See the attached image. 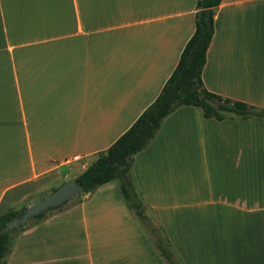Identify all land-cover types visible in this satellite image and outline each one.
<instances>
[{
    "label": "crops",
    "instance_id": "0c3cea01",
    "mask_svg": "<svg viewBox=\"0 0 264 264\" xmlns=\"http://www.w3.org/2000/svg\"><path fill=\"white\" fill-rule=\"evenodd\" d=\"M195 2L0 0V212L74 180L133 123L191 37ZM200 78L264 109V0H221ZM131 175L181 264H264V120L178 107ZM5 264L165 263L110 181L25 228Z\"/></svg>",
    "mask_w": 264,
    "mask_h": 264
},
{
    "label": "trees",
    "instance_id": "16d2710c",
    "mask_svg": "<svg viewBox=\"0 0 264 264\" xmlns=\"http://www.w3.org/2000/svg\"><path fill=\"white\" fill-rule=\"evenodd\" d=\"M220 2L221 0H196L193 33L158 95L133 123L107 149L97 153L95 159L73 180L82 190V194L90 193L107 182L116 181L125 207L165 264L180 262L137 190L131 175L133 157L150 144L163 119L181 106L197 107L202 111L204 118L217 121L225 118L264 120V109L210 93L201 82L205 53L213 34V16ZM54 189H51V192ZM75 198L80 199V195ZM67 203L33 217L25 226L0 235V264H5L13 241L20 232L44 220L53 212L60 211ZM24 209L0 212V230Z\"/></svg>",
    "mask_w": 264,
    "mask_h": 264
},
{
    "label": "water",
    "instance_id": "95a60500",
    "mask_svg": "<svg viewBox=\"0 0 264 264\" xmlns=\"http://www.w3.org/2000/svg\"><path fill=\"white\" fill-rule=\"evenodd\" d=\"M80 194H82V190L73 180L64 181L47 196L39 199L29 207H26L19 216L11 219L0 230V235L7 234L14 228L27 225L33 217L44 213L49 209L59 207Z\"/></svg>",
    "mask_w": 264,
    "mask_h": 264
},
{
    "label": "rangeland",
    "instance_id": "374dc122",
    "mask_svg": "<svg viewBox=\"0 0 264 264\" xmlns=\"http://www.w3.org/2000/svg\"><path fill=\"white\" fill-rule=\"evenodd\" d=\"M64 182V181H62ZM62 182H55L52 187L50 188H46L45 190H41L38 194H35V187L34 189H31L27 192H25L24 194V198L18 202V203H14L13 206H10V208L12 209H20V208H26L29 207L30 205H32L33 203H35L36 201H38L39 199L43 198L44 196H47L50 192L52 188H56L59 184H61ZM119 195H120V191H119ZM121 197V195H120ZM122 199V198H121ZM78 201L76 198L72 199L71 201ZM71 201H69L65 206H67ZM123 201V200H122ZM64 206V207H65ZM160 257V256H159ZM177 257V256H176ZM161 258V257H160ZM162 259V258H161ZM178 259V258H177ZM163 260V259H162ZM179 260V259H178ZM164 262V261H163ZM180 262V261H179ZM181 264V262H180Z\"/></svg>",
    "mask_w": 264,
    "mask_h": 264
}]
</instances>
